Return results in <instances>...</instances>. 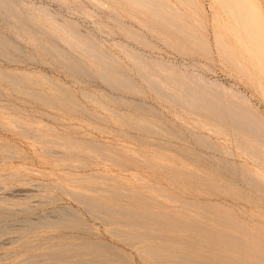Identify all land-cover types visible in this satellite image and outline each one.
Instances as JSON below:
<instances>
[{"label": "rangeland", "instance_id": "rangeland-1", "mask_svg": "<svg viewBox=\"0 0 264 264\" xmlns=\"http://www.w3.org/2000/svg\"><path fill=\"white\" fill-rule=\"evenodd\" d=\"M126 1L0 0V264H264V0Z\"/></svg>", "mask_w": 264, "mask_h": 264}, {"label": "bare ground", "instance_id": "bare-ground-1", "mask_svg": "<svg viewBox=\"0 0 264 264\" xmlns=\"http://www.w3.org/2000/svg\"><path fill=\"white\" fill-rule=\"evenodd\" d=\"M112 1V0H111ZM124 1V0H123ZM129 1V0H128ZM128 1H126V2H128ZM136 2H138V3H140V4H142L143 6H151L154 2H155V0H135ZM164 1V0H163ZM181 1H183V0H181ZM130 2V1H129ZM128 2V3H129ZM192 2V1H191ZM123 3V2H122ZM127 3V4H128ZM183 3V2H182ZM124 6V5H123ZM169 6V5H168ZM171 6V5H170ZM158 8V7H157ZM172 8V7H171ZM136 9V8H135ZM161 10V9H160ZM165 11H166V9H164ZM141 11V10H140ZM173 11H174V9H173ZM229 11V10H228ZM230 11H232V10H230ZM138 12H139V10H138ZM166 13H167V11H166ZM141 14V13H140ZM143 14H145V13H143ZM150 14V13H149ZM232 14H233V11H232ZM142 15V14H141ZM164 16V15H163ZM235 16V15H234ZM148 17V16H147ZM241 17V16H240ZM243 18V17H242ZM168 20V19H167ZM155 21V20H154ZM174 21H175V19H174ZM170 22H172V21H170ZM181 25V24H180ZM244 26V25H243ZM202 27V26H201ZM243 28H245V27H243ZM245 30H246V28H245ZM247 31V30H246ZM247 33V32H246ZM248 35H249V33H247ZM182 36H184V33L182 34ZM187 36V35H186ZM249 37V36H248ZM248 37H247V39H248ZM251 38V37H250ZM189 40V39H188ZM248 40H252V38L251 39H248ZM192 41V40H191ZM83 42H85V41H83ZM87 42V41H86ZM73 43H75V42H73ZM79 44V43H78ZM76 45V44H75ZM80 45V44H79ZM222 45V44H221ZM78 45H76V47H77ZM84 48V47H83ZM88 50V49H87ZM91 50V49H90ZM257 50V49H256ZM79 51V53H80V50H78ZM83 51V50H82ZM131 53V52H130ZM81 54V53H80ZM84 54H87V53H84ZM89 55V54H88ZM88 55H86L87 57H88ZM91 55V54H90ZM90 55H89V57H90ZM107 55V54H106ZM85 56V55H84ZM135 56V55H134ZM138 56V55H137ZM136 56V57H137ZM228 56V55H227ZM92 58V57H91ZM104 58V57H103ZM112 58V57H111ZM110 58V59H111ZM106 59V58H105ZM92 60V59H91ZM109 61V60H108ZM141 61V60H140ZM143 62V61H142ZM72 63V62H71ZM74 63V62H73ZM94 63V62H93ZM97 63V62H96ZM144 63V62H143ZM76 64H77V62H76ZM75 64V65H76ZM67 65V64H66ZM99 65V64H98ZM113 65L115 66V64H114V61H113ZM67 66H70V65H67ZM72 66H74V64L73 65H71V67ZM80 66V65H79ZM79 66H77V68L79 67ZM87 66V65H86ZM94 66H95V64H94ZM148 68H149V66L148 65H146ZM70 67V68H71ZM92 67V66H91ZM104 67H106V68H108V66H104ZM104 67H102V68H104ZM74 68V67H73ZM72 68V69H73ZM89 68V67H88ZM101 68V69H102ZM76 69V68H75ZM74 69V70H75ZM91 69V68H90ZM116 69H118V68H116ZM120 69V68H119ZM118 69V70H119ZM88 70V69H87ZM104 70V69H103ZM106 70V69H105ZM109 70V69H108ZM111 70V69H110ZM113 70H115V69H113ZM146 70H148V71H150V72H152L151 70H149V69H146ZM81 71H83V69L81 70ZM90 71V70H89ZM88 71V72H89ZM107 71V70H106ZM121 71L122 70H120V73H121ZM148 71H147V73H148ZM75 72H77V71H75ZM85 72V71H84ZM94 72H96V70H94ZM98 72V71H97ZM110 72V71H109ZM112 72H114V71H112ZM123 72V71H122ZM86 73V72H85ZM99 73V72H98ZM118 73V72H117ZM152 73H154V72H152ZM78 74V73H77ZM125 74H126V72H125ZM139 74H140V72H139ZM146 74V73H145ZM151 74V73H150ZM97 75V74H96ZM99 75V74H98ZM103 75V77H104V79H106V76H108V74L105 76L104 74H102ZM121 75V74H120ZM151 75H154V74H151ZM150 75V76H151ZM126 76H128L127 74H126ZM148 77H149V73H148V75H147ZM109 77V76H108ZM114 77V76H113ZM116 77V76H115ZM117 78V77H116ZM128 78H130V77H128ZM109 79V78H108ZM111 79H112V77H111ZM111 79H110V81H111ZM145 79V78H144ZM121 80H122V78H121ZM146 80V79H145ZM148 80H149V78H148ZM151 80V79H150ZM172 80H174V79H172ZM118 81V80H117ZM133 81V80H132ZM152 82H153V80H151ZM177 81V80H176ZM175 81V82H176ZM124 82V81H123ZM148 82V81H147ZM172 82H174V81H172ZM175 82H174V85H175ZM177 82H180V81H177ZM176 82V83H177ZM19 83V82H18ZM150 83V82H149ZM154 83V82H153ZM185 83V82H184ZM184 83H182V85L184 84ZM122 84V83H121ZM120 84V85H121ZM151 84V83H150ZM173 84V83H172ZM187 84V83H186ZM186 84H184V86L186 85ZM179 85V84H178ZM115 86H117V85H115ZM152 86V85H151ZM158 86V85H157ZM188 86V85H187ZM189 86H191L190 84H189ZM112 87V86H111ZM118 87V86H117ZM117 87H115L114 89H117ZM155 87V86H154ZM179 88V87H178ZM178 88H177V90H178ZM190 88V87H189ZM192 88V87H191ZM129 89V88H128ZM181 89V88H180ZM187 89H188V87H187ZM118 90H119V87H118ZM120 90H122V89H120ZM167 90H169V89H167ZM156 91H158V90H156ZM159 92H161V90L159 91ZM158 92V93H159ZM36 93V92H35ZM39 94V93H38ZM130 94H131V90H130ZM168 94V93H167ZM166 94V95H167ZM186 94V93H185ZM162 95V94H161ZM169 95V94H168ZM174 96V95H173ZM199 96V95H198ZM161 97H164V96H161ZM189 97V96H188ZM174 97H172V99H173ZM199 98V97H198ZM171 99V98H170ZM177 99V98H176ZM200 99V98H199ZM165 100H167L168 101V99H165ZM180 100V99H179ZM174 101V100H173ZM177 101H178V99H177ZM228 103H229V101H227ZM226 102V103H227ZM170 103V102H169ZM179 104H180V102H178ZM222 103V102H221ZM221 103H220V105H221ZM231 103V102H230ZM173 104V103H172ZM232 104V103H231ZM174 105V104H173ZM182 105V104H181ZM217 104H215V106H216ZM225 105H228V104H225ZM129 106V105H128ZM218 106V105H217ZM216 106V107H217ZM224 106V105H223ZM223 106H221V109H222V107ZM182 108V107H181ZM183 108H185V107H183ZM192 108H194L193 106H192ZM224 108V107H223ZM249 108V107H248ZM247 108V109H248ZM194 109H196V108H194ZM237 109V108H236ZM235 109V110H236ZM240 108H238L237 110H239ZM235 110H233V111H235ZM244 110V109H243ZM249 110V109H248ZM153 111V110H152ZM222 111H223V109H222ZM226 111V110H225ZM245 111V110H244ZM249 111H251V110H249ZM228 112V111H227ZM230 112V111H229ZM232 112V111H231ZM215 113V112H214ZM235 113H236V111H235ZM240 114H241V112H239ZM254 113V112H253ZM237 114V113H236ZM217 115V114H216ZM225 115V114H224ZM227 115V114H226ZM118 116V115H117ZM237 116H238V114H237ZM229 117H230V115H229ZM239 117V116H238ZM258 117V116H257ZM231 118V117H230ZM242 118V117H241ZM234 119V118H233ZM239 119V118H238ZM245 119V118H244ZM237 120V119H236ZM241 120V119H240ZM264 120V119H263ZM244 121V120H243ZM142 125V124H141ZM147 129V128H146ZM152 130V129H151ZM244 130H246V129H244ZM253 130V129H252ZM249 132V131H248ZM248 132H246V133H248ZM251 133V132H250ZM260 138V137H259ZM259 139H257V141H258ZM260 142H261V140H259ZM262 143V142H261ZM264 143V142H263ZM210 145V144H209ZM257 154V153H256ZM252 179V178H251ZM250 181V180H249Z\"/></svg>", "mask_w": 264, "mask_h": 264}]
</instances>
